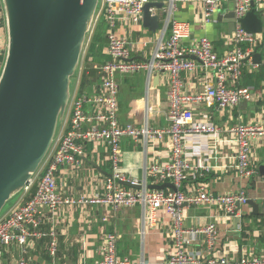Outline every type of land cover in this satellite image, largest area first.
I'll return each instance as SVG.
<instances>
[{"label": "built area", "instance_id": "obj_1", "mask_svg": "<svg viewBox=\"0 0 264 264\" xmlns=\"http://www.w3.org/2000/svg\"><path fill=\"white\" fill-rule=\"evenodd\" d=\"M198 1L203 4V23H212L221 6L229 3L234 13V28L230 35L231 48L222 56H218L212 41L207 36L199 38L195 44L185 43L190 25L186 21L172 17L177 2ZM2 2V1H1ZM147 0H99L92 24L86 34L80 61L75 72L74 86L69 100L56 130L52 145L37 170L21 190L19 202L5 213H0V257L2 249L16 242L21 253H25L29 239L49 238L48 253L56 255L57 236L54 230L44 231L43 210L54 213L62 206L102 205L113 210L140 204L148 209L150 221L154 220L158 208L164 207L172 223V241L175 250L166 258V264H264V256L244 255L236 260L230 258L204 256L200 251H189L187 247L200 241L206 251L214 248L218 240L217 225L206 221L198 227L186 228L183 220L185 207L199 204L213 205L223 211L226 217L238 218V208L245 205L248 199L243 186L236 192L213 194L202 183L186 193L180 190L186 179L189 163L185 152V142L191 136H206L218 139L224 132L213 123L207 115L197 119L195 110L204 105H215L219 110L234 107L241 102L253 98L252 88L240 84L243 68L255 66L252 61L253 52L260 44L258 36L245 31L239 22L250 9L251 2L264 0H168L164 11L166 18L150 57L147 59L132 58L134 48L146 47L147 40L131 41L118 36L115 32L117 14L122 15L130 23L139 25L142 21V6ZM3 6V3H2ZM4 10V7H3ZM5 12V10H4ZM5 15V14H4ZM100 17L107 22L106 53L109 59L91 66L97 71L100 79L96 92L89 95L79 92L80 74L83 70L81 61L95 24ZM4 26L7 30L6 15ZM261 37V36H260ZM262 38V37H261ZM7 40L0 42V68L7 54ZM197 68L208 71L214 83H206L202 92H190L185 88L182 73L195 71ZM145 71L168 74V109L167 127L154 128L147 123L135 126L121 123L118 117V75H130ZM89 104L92 110L85 108ZM226 132L232 136L235 144L234 171L239 180H245L255 174L251 162L252 141L264 134V124L260 122L230 125ZM124 137L135 141L144 139L162 140L168 138L170 158L164 163L152 162L145 168V180L130 179L122 172L120 142ZM88 142H99L108 152L110 174L106 176L101 187L92 195H65L60 192L56 182V172L65 166L78 167L83 161L85 145ZM209 170L208 166L201 167ZM151 184L171 182L176 189H150ZM129 181L139 188H131L122 184ZM35 184L33 195L24 200L26 193ZM149 221V222H150ZM118 235L107 233L101 246V259L97 264H132V261L117 254ZM0 264H3L0 259ZM16 264H34L21 257Z\"/></svg>", "mask_w": 264, "mask_h": 264}, {"label": "crops", "instance_id": "obj_2", "mask_svg": "<svg viewBox=\"0 0 264 264\" xmlns=\"http://www.w3.org/2000/svg\"><path fill=\"white\" fill-rule=\"evenodd\" d=\"M0 0V42L5 44L7 30L4 26L5 12ZM163 2L162 9H152L160 19L165 21L164 8L168 0H147ZM257 10L264 11V2H254ZM214 16L212 23H203V4L198 1L177 2L172 17L186 21L190 25L185 43L195 44L202 36L210 38L215 53L222 56L231 48L229 44L230 29L225 15L232 11V6L225 3ZM163 24L155 33H151L142 26L130 23L122 15L117 14L115 32L118 36L131 41L147 40L144 48H134L132 58L147 59L150 57L157 39L160 37ZM107 31V28H106ZM260 44L258 51L264 60V40L258 36ZM107 45V44H106ZM106 53V46L103 48ZM108 56V55H107ZM260 62V63H261ZM246 65L244 72H255L257 66ZM241 77V79H242ZM168 74L153 72L148 75L145 71H138L130 75H118V117L121 123H130L135 126L148 124L154 128H163L169 125L166 119L168 109ZM185 88L190 92H202L206 83H214L212 74L197 68L192 72L182 73ZM253 81V80H252ZM100 83L87 90L91 95L96 92ZM242 84V80H240ZM258 87L249 86L253 90L250 101L219 110L212 105L199 106L195 110L197 119H204L207 115L210 120L224 132L213 140L209 137L191 136L185 142V152L189 163L188 175L180 186V190L188 193L197 183H202L213 194L236 192L243 186L248 199L264 204V134L252 141L251 162L255 174L245 180L236 176L234 165L235 144L232 136L226 132L230 125L237 122L264 124V79ZM85 108L92 110L89 104ZM122 172L127 178L145 180V168L152 162L164 163L170 158V146L167 137L162 140L140 139L133 140L124 137L120 142ZM208 166L209 170L201 167ZM110 174V162L107 149L99 142H88L85 145L83 161L78 167L65 166L56 172V182L60 192L65 195H92L101 187L103 179ZM148 184L149 179L147 178ZM171 183V182H170ZM147 184V185H148ZM128 187V186H127ZM163 189H172L165 187ZM148 209L143 210L140 204L131 207L113 210L102 205L62 206L54 213L43 210L44 224L42 229L54 230L57 236L56 255L48 253L49 238L29 239L25 253L16 242H12L2 249L1 262L16 264L23 257L34 264H97L101 259V246L107 233L115 232L118 235L117 254L128 258L132 264H166V258L175 250L172 241V223L164 207L156 210L154 220L150 221ZM186 228L198 227L210 220L215 222L218 229V240L214 248L206 251L204 245L198 241L187 247L189 251H200L204 256L230 258L236 260L244 255L254 254L264 256V212L260 208L257 214H252L248 205H240L238 218L226 217L222 210L213 205L199 204L184 209ZM150 221V222H149Z\"/></svg>", "mask_w": 264, "mask_h": 264}, {"label": "water", "instance_id": "obj_3", "mask_svg": "<svg viewBox=\"0 0 264 264\" xmlns=\"http://www.w3.org/2000/svg\"><path fill=\"white\" fill-rule=\"evenodd\" d=\"M99 0H2L7 23V54L0 74V213L20 192L49 151L57 121L70 96V78L77 70L86 34ZM163 2L142 6V26L155 33L164 23ZM221 15L218 12V16ZM234 28L233 9L225 15ZM241 27L264 40V11L254 2L239 19ZM254 49L252 61L261 62ZM264 166L260 170L263 172ZM122 184L139 188L129 181ZM150 189L176 187L170 182ZM257 214L264 204L247 199Z\"/></svg>", "mask_w": 264, "mask_h": 264}, {"label": "trees", "instance_id": "obj_4", "mask_svg": "<svg viewBox=\"0 0 264 264\" xmlns=\"http://www.w3.org/2000/svg\"><path fill=\"white\" fill-rule=\"evenodd\" d=\"M107 22L103 17H100L95 24L94 30L89 38L85 49L84 66L80 74L79 92H87L95 82L98 81L99 76L97 71L92 68L93 63H102L109 59V56L103 53V48L106 46L108 40L106 36ZM255 72H244L242 77L243 85H254L258 87L264 79V60L259 63ZM253 80V81H252ZM35 192V184L30 188L24 200L29 199Z\"/></svg>", "mask_w": 264, "mask_h": 264}, {"label": "rangeland", "instance_id": "obj_5", "mask_svg": "<svg viewBox=\"0 0 264 264\" xmlns=\"http://www.w3.org/2000/svg\"><path fill=\"white\" fill-rule=\"evenodd\" d=\"M81 66L83 67L84 66V61H81ZM78 73V71H77ZM77 73H76V76L77 77ZM0 74H1V68H0ZM74 75L70 78V84H69V90L71 91L73 86H74V79H75ZM62 119V118H61ZM59 119L57 121V126H56V130L59 128V125H60V121L62 122V120ZM21 191L18 192L17 194H15L14 196H12V198L7 201L4 205V207L2 208V211H1V214L2 213H5L6 211H8L10 209V207H12L13 205H15L17 202H19V199H20V196H21ZM27 195V193H26ZM25 195V196H26Z\"/></svg>", "mask_w": 264, "mask_h": 264}]
</instances>
